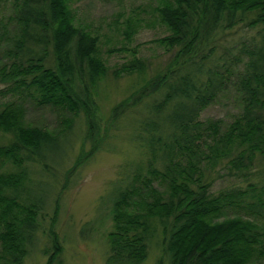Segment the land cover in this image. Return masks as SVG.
I'll return each mask as SVG.
<instances>
[{
	"label": "trees",
	"instance_id": "trees-1",
	"mask_svg": "<svg viewBox=\"0 0 264 264\" xmlns=\"http://www.w3.org/2000/svg\"><path fill=\"white\" fill-rule=\"evenodd\" d=\"M227 1L174 0L158 10L171 31L164 46L177 51L130 103L112 112L121 118L145 108L133 139L148 148L149 160L130 171L112 200L108 264L147 257L151 219L165 232L168 264H244L254 248L264 251V175L259 184L214 194L203 170L204 163L213 167L232 157L247 170L255 154H264V0ZM13 6L17 38L0 56V133L11 137L0 145V166H13L0 172V264H22L37 244V214L46 197L29 190L24 162L27 154H53L60 139L26 123L24 101L73 117L84 111L92 123L86 89L104 72L92 56L97 39L67 19L64 0H13ZM252 12L247 27L257 30L258 40L225 59L214 45L217 33ZM203 43L211 47L205 51ZM142 67L135 60L124 70ZM233 82L242 105L237 120L223 131L220 123L202 122L200 113ZM238 210L261 220L231 216Z\"/></svg>",
	"mask_w": 264,
	"mask_h": 264
},
{
	"label": "rangeland",
	"instance_id": "rangeland-1",
	"mask_svg": "<svg viewBox=\"0 0 264 264\" xmlns=\"http://www.w3.org/2000/svg\"><path fill=\"white\" fill-rule=\"evenodd\" d=\"M173 5L174 0H64L67 19L75 28L97 39L92 56L104 66V72L86 89L91 98L88 107L92 123L84 111L73 117L63 110L24 101L26 123L60 139L53 154L45 153L42 158L27 154L24 162L32 181L29 190L43 194L46 201L37 214V244L22 264H49L51 256L50 264H108L112 200L130 171L136 166L145 167L149 160L148 148L133 139L136 121L147 114L145 108L121 118L114 117L112 112L119 104L130 103L131 96L162 72L177 51L164 46L163 39L171 31L158 13L159 8ZM255 14L240 13V22L233 29L223 28L217 33L214 45L225 59H233L242 47L250 49L255 45L257 30L247 27ZM18 29L13 0H3L0 56L17 38ZM210 47L202 44L205 51ZM135 60H140L144 69L126 72L124 68ZM241 110L240 94L233 82L206 106L200 120L220 123L223 131L231 127ZM10 138L0 133V145L9 143ZM233 159L220 160L213 167L203 164L206 181L214 194L231 187L244 189L259 184L264 175V154H255L247 170L237 166ZM12 169L10 163L0 166V172ZM231 216L261 220L247 210L234 211ZM147 226L148 254L138 264H168L165 232L152 219ZM244 264H264V251L254 248Z\"/></svg>",
	"mask_w": 264,
	"mask_h": 264
}]
</instances>
